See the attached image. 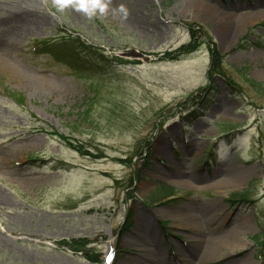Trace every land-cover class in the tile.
<instances>
[{
	"label": "rangeland",
	"instance_id": "obj_1",
	"mask_svg": "<svg viewBox=\"0 0 264 264\" xmlns=\"http://www.w3.org/2000/svg\"><path fill=\"white\" fill-rule=\"evenodd\" d=\"M150 255L264 264V0H0V264Z\"/></svg>",
	"mask_w": 264,
	"mask_h": 264
},
{
	"label": "trees",
	"instance_id": "obj_2",
	"mask_svg": "<svg viewBox=\"0 0 264 264\" xmlns=\"http://www.w3.org/2000/svg\"><path fill=\"white\" fill-rule=\"evenodd\" d=\"M200 34L202 37L197 38V36ZM200 34H198V32L194 33L191 30L190 31V36H191L190 42L187 45L182 46L181 48H179L173 52H166V53L162 54L159 57V61H163V62L176 61V60L180 59L181 57H184V56L189 55L190 53L194 52L204 43V41H202V38H205L206 35L202 34V33H200ZM210 44L213 45L211 42H210ZM211 52H212V58H211L209 73L214 72L216 75L217 74L225 75L222 68H221V65L223 64L222 63L223 62V60H222L223 56H221L215 50H211ZM53 135L59 136L62 140H65L66 142H68L71 145L72 149L75 150L76 152H78L80 155L90 156V154H88V152H84V150H82L81 147L74 145L73 143H71L69 141L68 138L64 137L63 135H60L56 132H52V133L48 132V136H53ZM99 157L102 158L103 156L99 155L96 158H99ZM169 192L173 193L172 190H169ZM90 244L91 243L89 241L81 239V240H77V241H74V240L73 241H60V242H58L57 245L60 248H66V249H68L74 253L84 255V259H86L89 262H95L94 257L92 255H90L92 252V250L89 249Z\"/></svg>",
	"mask_w": 264,
	"mask_h": 264
},
{
	"label": "clouds",
	"instance_id": "obj_3",
	"mask_svg": "<svg viewBox=\"0 0 264 264\" xmlns=\"http://www.w3.org/2000/svg\"><path fill=\"white\" fill-rule=\"evenodd\" d=\"M111 4V0H55L57 11L63 12L71 7L78 12H82L87 18L91 19L96 16H103ZM119 11L127 15V11L123 5Z\"/></svg>",
	"mask_w": 264,
	"mask_h": 264
},
{
	"label": "bare ground",
	"instance_id": "obj_4",
	"mask_svg": "<svg viewBox=\"0 0 264 264\" xmlns=\"http://www.w3.org/2000/svg\"><path fill=\"white\" fill-rule=\"evenodd\" d=\"M225 22H227L228 24H231L233 21L231 19H227V20H225ZM223 27H224V29L222 30V36H224V39H228L232 35L234 29L231 26L226 25V24ZM236 249H241V246H237ZM153 251L154 250H152V249H148V252H150V253H153ZM156 259H157V257L152 256V258H151V255H150L148 257V260H149L148 262H150V264L151 263L154 264Z\"/></svg>",
	"mask_w": 264,
	"mask_h": 264
}]
</instances>
